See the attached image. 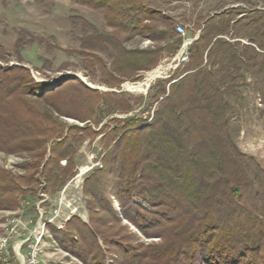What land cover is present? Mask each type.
<instances>
[{
	"label": "rangeland",
	"instance_id": "obj_1",
	"mask_svg": "<svg viewBox=\"0 0 264 264\" xmlns=\"http://www.w3.org/2000/svg\"><path fill=\"white\" fill-rule=\"evenodd\" d=\"M144 1L160 16L171 18L173 26L178 23L185 26V35H180L181 43L174 54L171 55V40L164 39L162 33H159L166 30L162 18L161 21L146 23L151 26L149 32L155 34V37L137 34L128 36L121 35V28L108 22L102 8L73 0H0V67H27L36 82L46 86L45 90H51L46 89L50 83L68 76L58 85L62 86L60 90H64V94H71L75 100L71 107L68 105L69 108L78 114L93 111L88 121L55 114L65 123L62 137L68 134L67 141L74 150L72 174L63 184L49 182L46 178L49 155L34 170L26 167L34 161L29 154L0 150V169L9 172L19 186L15 193L2 197L6 205L3 203L0 207V235L11 216L17 215L27 220L30 229H33V222L41 215L44 221L51 219L46 224V264H127L122 259V240L132 246L137 242L150 244L158 240L157 237H147L135 224L124 218L121 201L114 192V170L120 159L118 163L109 164L106 159L113 145L120 139L121 125L128 118L138 117L150 122L154 117L155 121L153 111L157 106L156 96L162 87V80L170 79V83H173L182 77L187 78L195 71L189 63L190 57L178 66L174 65L172 58L179 52L183 41L190 42L189 51L191 43L199 37L204 25L219 14L223 15V21L229 22V32L220 36V39L228 42L230 47H220V53L212 54L209 62H215L211 64L215 74L221 71L215 77L217 82L228 75L232 83L227 93H218L216 96L215 126L228 135L240 152L248 157L251 174L264 172V74L255 75L245 70L243 63L236 56L232 57L234 50L241 53L246 44L264 54L259 45L264 42V0ZM111 36L113 40L109 38ZM152 51L157 53L150 54ZM156 59V64L151 68L139 69ZM154 71L157 73L148 77ZM186 78L182 80L187 81ZM146 79L148 86L145 91H129L123 87L126 82H143ZM66 82L75 83L67 87L63 85ZM79 82L85 86L84 82L92 83L94 87L97 85V89L86 86L96 90L97 94L86 92ZM166 89L169 92L171 86L167 85ZM81 97L87 99L85 104L79 102ZM28 98L36 100L31 96ZM173 98L180 113L181 105L187 102L185 89L181 87ZM123 104H128L131 109L125 112ZM35 105L44 110L49 108L43 101ZM171 108L161 112L170 121V125L178 131L190 128L187 114H183L179 121ZM107 110L110 112L107 113ZM72 125L89 130L73 136L74 132L70 131ZM113 128H117L116 133H113ZM154 129L163 130L162 124ZM187 142V150L195 145L194 139ZM46 145L49 147L51 141ZM58 163L62 167L67 164L66 159ZM105 163L106 170L102 167ZM83 164H89L91 168L76 183L79 166ZM194 166L193 172L196 174H191V180L186 183L189 194L198 191L189 187L190 182H198ZM100 169L104 170L105 177H102ZM204 191L206 189H201L200 194ZM255 191L256 188L251 191V195ZM259 198L263 200L264 196L260 193ZM133 201L148 207L138 197H134ZM10 202L13 208L6 207ZM74 218L87 225L85 235L88 239L91 232L97 240L101 250L99 261L98 257L92 259L96 249H89L90 240L81 235L80 225L75 222L73 229L67 228ZM59 237L67 240L64 242L66 247L61 244ZM79 241L80 245L87 247L84 254L77 248Z\"/></svg>",
	"mask_w": 264,
	"mask_h": 264
},
{
	"label": "trees",
	"instance_id": "obj_2",
	"mask_svg": "<svg viewBox=\"0 0 264 264\" xmlns=\"http://www.w3.org/2000/svg\"><path fill=\"white\" fill-rule=\"evenodd\" d=\"M73 1L102 8L108 22L121 28V35L155 37L149 32L151 26L146 23L162 18L166 30L159 33L164 39L171 40V55L179 48L181 37L172 19L160 16L144 0ZM223 20L222 14L213 16L204 25L199 37L191 43L189 63L195 71L173 83H170V79L162 80V87L156 96L157 106L153 111L155 121L154 117L150 122L138 117L128 118L121 125L120 139L107 156V164L118 163L120 159L119 166L116 164L114 170V192L121 201L124 218L147 237L158 238L150 244L137 242L135 246L122 240L124 263L264 264V199L259 198L260 193L264 196V172L251 174L248 157L240 152L228 135L217 129L214 122L216 96L227 93L232 83V78L226 74L225 79L217 82L215 77L221 71L215 74L211 67L215 62H209L212 54L220 53V47H230L228 42L220 39L229 32V22ZM217 35L219 37L216 38ZM109 38L113 40L112 36ZM259 45L264 50V42ZM235 56L243 63L245 70L255 75L264 74V54L253 46L243 45L241 53L234 50L232 57ZM157 60L139 69H149ZM184 78L187 81L184 82ZM73 83L63 85L71 87ZM79 84L86 92L97 94L96 90L81 82ZM168 84L171 86L169 92L166 89ZM44 86L36 82L27 67H0V150L29 154L34 161L26 167L34 170L49 155L46 178L49 182L63 184L72 174L74 150L67 141L68 134L62 137L65 123L55 114L88 121L93 111L84 114L73 112L69 108L75 101L71 94H64L60 85L51 90H45ZM181 87L187 93V102L181 105L179 113L173 97ZM30 96L36 100H30ZM160 96L161 100L158 99ZM38 101H43L49 108L44 110L37 107L35 103ZM79 102L85 104L87 99L81 97ZM166 108H171L179 121L183 114H187L190 128L178 131L171 126L170 121L161 114ZM122 109L127 112L131 108L123 104ZM160 123L163 130H155L154 127ZM70 127L73 136L89 130L75 125ZM112 131L116 133L117 128ZM190 139H194L195 145L187 150ZM50 141L48 147L46 144ZM61 159H66V166L59 165ZM106 163L102 165L103 168ZM193 166L197 170L198 182H190L189 187L198 191L189 194L186 183L195 173ZM99 171L105 177L104 170ZM15 183V178L9 172L0 169V207L6 205L2 197L18 190L19 186ZM203 188L206 191L200 194ZM254 188L256 193L251 195ZM134 197L140 198L148 207L134 202ZM7 204L8 208L14 207L11 202ZM72 220L67 228L73 229L72 225L76 222L80 225L81 235L88 239L85 235L87 225L78 219ZM90 222L92 224V216ZM53 231L57 233L55 229ZM92 236L90 232L89 249H96L92 259L98 257L99 261L101 250ZM58 239L65 245V238ZM77 248L82 254L87 251L80 241Z\"/></svg>",
	"mask_w": 264,
	"mask_h": 264
},
{
	"label": "built area",
	"instance_id": "obj_3",
	"mask_svg": "<svg viewBox=\"0 0 264 264\" xmlns=\"http://www.w3.org/2000/svg\"><path fill=\"white\" fill-rule=\"evenodd\" d=\"M175 29L178 35H185L183 24H176ZM189 44L190 42L183 41L179 52L172 58L175 66L188 60ZM50 221L51 219L44 221L41 215L33 222V229H30L27 220L17 215L9 217L4 232L0 235V264H46V224Z\"/></svg>",
	"mask_w": 264,
	"mask_h": 264
},
{
	"label": "bare ground",
	"instance_id": "obj_4",
	"mask_svg": "<svg viewBox=\"0 0 264 264\" xmlns=\"http://www.w3.org/2000/svg\"><path fill=\"white\" fill-rule=\"evenodd\" d=\"M156 73H157V71H154V72L150 73L148 75V77H152V75L153 74H156ZM88 84L91 85V86H95L94 84L89 83V82H88ZM147 86H148V79H146L143 82H136V83L126 82V83L123 84L124 89L129 90V91H145V89H146ZM96 87H97V85H96ZM103 89H105V88H103ZM90 168H91V166L89 164H83V165L79 166L78 174L75 177V182L76 183L79 182L81 176L82 175L84 176V174L87 171H89Z\"/></svg>",
	"mask_w": 264,
	"mask_h": 264
},
{
	"label": "water",
	"instance_id": "obj_5",
	"mask_svg": "<svg viewBox=\"0 0 264 264\" xmlns=\"http://www.w3.org/2000/svg\"><path fill=\"white\" fill-rule=\"evenodd\" d=\"M72 78H79L78 76H71ZM66 78H68V76H63V77H60L58 80H55L54 82L50 83L49 86L46 88V89H52L54 88L55 86H57L58 84H60L63 80H65ZM86 84V86L90 87V88H93V89H97L96 87L94 86H91L89 85L88 83L84 82ZM170 84V83H169ZM168 84V86H169Z\"/></svg>",
	"mask_w": 264,
	"mask_h": 264
}]
</instances>
